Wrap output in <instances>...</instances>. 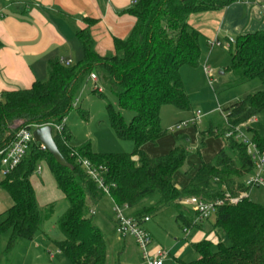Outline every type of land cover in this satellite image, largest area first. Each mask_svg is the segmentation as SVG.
Here are the masks:
<instances>
[{
  "label": "trees",
  "instance_id": "obj_1",
  "mask_svg": "<svg viewBox=\"0 0 264 264\" xmlns=\"http://www.w3.org/2000/svg\"><path fill=\"white\" fill-rule=\"evenodd\" d=\"M236 1L136 0L128 11L134 17L129 35L114 38L113 51L103 56L96 52L90 31L96 20L86 19L87 27L75 30L83 53L79 61L65 65L54 59L47 65L45 80L0 96V151L14 140L16 122L31 130L48 124L60 125L62 132L53 131V139L72 165V168L59 165L32 140L20 163L3 175L0 185L12 200L0 221V237L9 232L5 254L18 241H30L54 213L53 203L43 211L39 209L31 183V177L43 162L66 200L64 212L57 219L63 235L61 241L55 242L59 252L71 264H106L104 234L93 222L95 213L90 212L105 193L76 160L78 156L103 167L110 198L127 206L126 213L136 219L155 217L172 208L182 228H197L204 221L195 222L197 213L186 208L182 199L193 196L214 201L225 198V194L237 197L245 192L247 195L237 203L226 201L217 207L211 224L217 242L201 240L192 244L197 258L189 264H264V206L250 198V186L245 185L254 172L253 161L246 144L224 136L226 130H234L264 111V89L227 107L226 121L222 118V123L216 125L210 119L208 129L199 132L201 141L221 135L231 153L221 148L213 161L201 162L183 188L175 184L174 175L187 158L184 137L177 136L176 145L163 155L151 156L144 149V145L156 144L167 132L161 125L163 105L191 109L180 68L198 64L201 33L191 25L190 17L222 11ZM228 49L231 58L228 71L235 74L237 82L257 78L264 85V30L237 36ZM91 73L98 79V74L105 77L119 106L133 112L126 123L120 111L106 103L115 135L134 143L131 153L100 154L92 151L89 143L70 144L66 118ZM92 92L104 97L95 86ZM248 130L252 133L251 142L263 152L264 136L255 129Z\"/></svg>",
  "mask_w": 264,
  "mask_h": 264
},
{
  "label": "rangeland",
  "instance_id": "obj_2",
  "mask_svg": "<svg viewBox=\"0 0 264 264\" xmlns=\"http://www.w3.org/2000/svg\"><path fill=\"white\" fill-rule=\"evenodd\" d=\"M194 18V16L191 17L190 23L197 26ZM230 64L229 49L222 45L220 48H214L208 54L207 62L204 59L202 60L200 55L196 66H182L183 71L180 75L186 84L184 86L187 90L191 109L181 110L169 104L161 107V125L167 132L156 144H146L145 150L151 156L163 155L176 145L177 136L182 135L184 137L182 142L185 143L187 148V158L183 166L174 175V182L178 188H183L189 182L201 162L213 161L219 149L224 148L227 153H231L226 146L224 138L219 134L211 137L208 136L204 141H201L199 132L208 129L210 119L216 125L222 123L223 119L220 113H224L227 107L250 94L264 89V85L257 78L245 82H237L235 74L228 71ZM206 65L212 68L211 79L213 81L211 83L203 70ZM98 77L97 86L102 88L104 97L92 92L94 82L91 79L86 80L82 84L76 96V98H79L78 104L74 105V108L66 118V126L70 136L69 142L72 146L89 143L92 151L100 154L131 153L134 149V143L131 140L119 139L115 135L108 120L106 103H111L115 110L120 111L126 123L130 122L133 112L129 109L121 108L116 96L108 86L107 79L99 74ZM197 112L201 116V121L194 123L193 118ZM256 117L258 118V122L251 123L247 127L255 129L260 135L264 136V111L256 115ZM254 120L252 119L251 121ZM18 124L19 122H16L15 126ZM180 124L182 127L177 129L176 127ZM247 127L244 126L241 130L246 137L251 138L252 133ZM172 129L174 130L171 131ZM42 167L43 172H45L47 167L44 165ZM48 174L50 175V173ZM0 176L3 178L2 174ZM49 178L52 182L51 186L45 189L49 191L46 195L42 192L43 198L38 196L39 201L37 203L39 209L43 211L45 207L44 201L50 197H56V200L53 201V215L42 223L40 230L34 234L30 241H18L7 254L4 251L9 238V232L2 234L0 237V264H71L64 254L56 253L58 248L55 242L61 241L63 238L57 226V219L64 212L66 200L56 187L52 175ZM34 179V181H40L37 178ZM38 195H40L39 191ZM248 195H250L251 199L264 206V187H252L249 189ZM97 208L93 215V222L104 234L105 243L109 249L107 251L106 264H131V259L139 253V249L135 242H128L124 254L121 255L118 252L124 239H119L113 229L111 221L113 202L105 195V198H103ZM186 208H189V206ZM214 216L212 215L208 220L211 224L215 221ZM174 217L175 210L168 208L161 211L155 217H151V221L148 224L155 241L163 249L170 252L171 256L165 258L163 263L177 264L178 262L176 263V260L172 257H176L177 251L183 247V252L177 256V259L180 261V264H187L196 256L190 243L196 239L198 229H191L189 236L185 238L179 226L180 223L176 222ZM152 226L155 227L154 231L152 230ZM206 229L214 232L211 227H206ZM211 236L212 233L207 232L204 233L203 238H212ZM176 238L178 240H175ZM47 246L50 248L49 251L54 253V259H48L46 253L48 251ZM152 246L155 247L153 242L151 243Z\"/></svg>",
  "mask_w": 264,
  "mask_h": 264
},
{
  "label": "crops",
  "instance_id": "obj_3",
  "mask_svg": "<svg viewBox=\"0 0 264 264\" xmlns=\"http://www.w3.org/2000/svg\"><path fill=\"white\" fill-rule=\"evenodd\" d=\"M133 2L134 0H0V96L8 91L29 88L37 80H45L47 65L54 59H69L71 63L79 61L83 53L75 30L87 27L86 19L96 20L90 26L96 52L101 56L111 53L114 38H126L133 27L134 17L128 12L134 4ZM260 5L264 6V0H241L230 4L219 12L193 15L197 23V26H193L201 33V59L207 62L208 54L214 48H220H210L208 46L210 39H217L224 43L229 38L235 39L239 35L264 30V17L259 14ZM183 67L180 68V74ZM183 83L186 86L184 81ZM77 100L79 101V98ZM78 101L74 105H77ZM220 115L222 116L221 113ZM254 119L255 121H250L247 125L258 122L256 116ZM42 165L46 166L41 162L40 169L36 170V174L31 177L37 202L39 201L38 196L43 198L41 193L44 192L46 195L49 190L45 189L50 188L52 183L49 178L52 175L49 168L46 166L47 170L43 172ZM0 174L2 173L0 172ZM34 178L40 181H34ZM1 179L2 176H0V181ZM55 200L56 197H50L44 201L45 205H43L51 204ZM109 200L112 201L110 197ZM11 204L10 196L0 185V221ZM174 218L177 222L176 212ZM111 221L115 230L113 216H111ZM150 221L151 219L145 223V227L150 233L154 245L160 246L152 236L148 224ZM201 223V227H197L196 239L190 243L191 247L192 244L201 240L217 242L214 232L206 229V227H211V223L208 221ZM180 228L185 238L193 229H188L185 233L181 226ZM154 229L155 227L152 226L153 231ZM207 232L212 233V238H203L204 233ZM128 239V241L124 239L125 241L123 240L121 244V249L118 251L121 255L124 254L128 242L134 243L132 238L128 237ZM49 249L47 246L46 253L48 259L51 260L55 258V255L50 257ZM106 249L109 250L107 246ZM182 250L183 247L177 251V256L183 252ZM56 253L61 254L58 250ZM168 253L167 257L171 256L169 251ZM194 253L196 256L193 260L197 258V253L195 251ZM177 256L172 258L176 260V263L178 262L177 264H180ZM140 263V253H138L131 259V264Z\"/></svg>",
  "mask_w": 264,
  "mask_h": 264
},
{
  "label": "built area",
  "instance_id": "obj_4",
  "mask_svg": "<svg viewBox=\"0 0 264 264\" xmlns=\"http://www.w3.org/2000/svg\"><path fill=\"white\" fill-rule=\"evenodd\" d=\"M241 1V0H237ZM136 1L134 0L133 3ZM259 14L264 17V6H259ZM234 42V39L229 38L226 42L222 43L217 39L208 40V46L210 48L214 47H229L231 43ZM61 63L68 65L71 64V60L69 59H59ZM205 75L209 78V82L211 83L213 79H211L212 68L208 65L203 68ZM89 79L94 82L95 88L98 91H102L101 87L97 86V76L94 73L89 75ZM78 100L75 99L74 103ZM223 119L226 121V114L221 113ZM255 116L249 119L250 122L252 119L254 120ZM201 121V116L199 112L195 114L193 118L194 123H198ZM255 121V120H254ZM247 122V123H248ZM20 123V122H19ZM241 125L234 130H226L224 136L226 138H233L235 141L242 142L247 146V152L251 156L254 166V172L247 178L245 181V185L252 187H264V151L259 152L250 140V138L246 137L242 132L241 128L247 125ZM52 126V125H51ZM17 131L15 134L14 140L3 150L0 151V172L2 175L7 174L11 170H13L21 161L25 151L28 148L29 143L34 140L32 137V130L27 129L25 127H21L20 124L16 125ZM182 125H178L176 128L180 129ZM52 130L60 134L62 132V127L60 125H53ZM40 148L44 150V147L40 144ZM76 160L82 165L85 172L88 176L103 190L106 196L110 197L109 190L107 185L104 182V169L102 166H95L92 162H90L86 158L76 157ZM40 167L38 165L36 170H39ZM245 192H242L237 197L230 196L229 194H225V198H218L214 201H204L197 197H186L182 199V204L185 206H189L192 211L197 213L195 218L196 221H207L209 218L214 215L217 207L223 205L226 201L230 204L237 203L242 197L246 196ZM113 202V217L115 223V233L119 239H126L128 237L132 238L137 245L140 253V264H163L164 259L169 255L168 251L161 248L160 246H152V238L150 233L145 227V223L149 221V217L145 216L140 219H136L132 216H129L127 212V206L118 205L114 201ZM92 214L95 213V210L90 211ZM187 228H183V231L186 233ZM59 251V250H58ZM50 257L53 256V252H48Z\"/></svg>",
  "mask_w": 264,
  "mask_h": 264
},
{
  "label": "water",
  "instance_id": "obj_5",
  "mask_svg": "<svg viewBox=\"0 0 264 264\" xmlns=\"http://www.w3.org/2000/svg\"><path fill=\"white\" fill-rule=\"evenodd\" d=\"M32 137L35 142L41 144L44 149L51 154L56 163L63 167H71L72 165L67 162L64 156L59 151L54 139L53 130L51 125H44L36 127L32 130Z\"/></svg>",
  "mask_w": 264,
  "mask_h": 264
}]
</instances>
